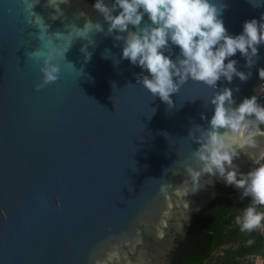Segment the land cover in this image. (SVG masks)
I'll return each mask as SVG.
<instances>
[{"label": "water", "instance_id": "water-1", "mask_svg": "<svg viewBox=\"0 0 264 264\" xmlns=\"http://www.w3.org/2000/svg\"><path fill=\"white\" fill-rule=\"evenodd\" d=\"M214 2L227 5L220 18L230 35L264 16V0ZM89 21L104 30L89 31ZM150 23L145 15L140 28ZM108 28L85 0H0V264H168L175 237L218 194L222 176L196 155L213 99L231 89V107L253 96L264 107L255 94L264 45L252 67L239 52L230 58L246 82L189 78L170 106L137 82L149 74L122 58L115 36L127 33ZM53 46L59 78L37 90L44 63L33 53ZM163 51L182 59L171 42ZM257 131L253 144L237 138L227 171L253 170L264 124L253 123Z\"/></svg>", "mask_w": 264, "mask_h": 264}, {"label": "clouds", "instance_id": "clouds-1", "mask_svg": "<svg viewBox=\"0 0 264 264\" xmlns=\"http://www.w3.org/2000/svg\"><path fill=\"white\" fill-rule=\"evenodd\" d=\"M226 7L214 0H114L111 6L105 0H96L93 5L109 24L108 35L127 33V37L115 36L117 41H123L122 58L149 74L142 75L137 82L170 106L173 105L171 96L189 78L211 87H215L221 77L229 82L234 76L242 82L248 80V75L237 71V61L230 58L239 52L246 58L248 67L253 66V57L258 55L259 46L264 45V16L259 21H245L241 34L230 35L220 18ZM117 10L118 14H114ZM145 15L151 23L140 28ZM130 25L139 30L129 31ZM85 28L104 30L102 25L91 21ZM169 42L179 47L182 59L174 62L164 53ZM56 53L55 46L46 54L33 53L37 64L41 59L44 63L40 69L44 81L37 90L58 80L61 69L53 62ZM259 77L264 80V68L259 70ZM232 96V90L225 89L213 99L215 112L210 121L211 130L196 155L204 162L206 173L218 171L228 185L243 189L244 195L251 198L254 206L245 210L243 228L254 229L264 226V211H258V208L264 210V154L254 168L251 163L253 170L239 179L237 173L227 171L225 165L232 167L233 159L239 155L233 147L238 137L247 135L246 143H254L253 137L260 133L250 132V127L256 123L258 129L264 124V107L253 96L233 108ZM221 129L225 130L223 134Z\"/></svg>", "mask_w": 264, "mask_h": 264}, {"label": "trees", "instance_id": "trees-1", "mask_svg": "<svg viewBox=\"0 0 264 264\" xmlns=\"http://www.w3.org/2000/svg\"><path fill=\"white\" fill-rule=\"evenodd\" d=\"M236 196L239 200L233 203ZM250 206H254L250 197L222 179L216 198L192 217L184 237L175 238L168 264H241L244 261L241 259L246 256L262 255L263 242L256 228L244 229L243 221L233 223L235 214H244ZM229 237L241 245L226 250L222 257L209 259L215 249L229 241Z\"/></svg>", "mask_w": 264, "mask_h": 264}, {"label": "crops", "instance_id": "crops-1", "mask_svg": "<svg viewBox=\"0 0 264 264\" xmlns=\"http://www.w3.org/2000/svg\"><path fill=\"white\" fill-rule=\"evenodd\" d=\"M238 200H239V197L236 196L232 201H233V203H236ZM235 216L236 217L233 219V223L244 221V214L243 213L239 212L238 214H235ZM177 236H181V235H177ZM182 237H184V236H182ZM174 242H175V240H174ZM240 245H241L240 243L234 242L229 237V241L227 243H225L224 245H222L220 248L215 249L210 254L209 259H217L219 257H222L223 254H224V252H226V250H234V249H237ZM173 248H174V246H173ZM258 256L259 255L246 256V257H244V258L241 259V260H244V261H241V264H243V262H245V264H251ZM168 260H169V258H168Z\"/></svg>", "mask_w": 264, "mask_h": 264}, {"label": "built area", "instance_id": "built-area-1", "mask_svg": "<svg viewBox=\"0 0 264 264\" xmlns=\"http://www.w3.org/2000/svg\"><path fill=\"white\" fill-rule=\"evenodd\" d=\"M255 94L256 95H264V81L258 85L255 89ZM264 154V152L262 153ZM262 154L259 156L258 159H255L252 163L253 168L256 166V161L259 160L262 157ZM243 191V189H241ZM259 211H264L259 209ZM257 232L261 236L262 242H263V247H264V226L256 228ZM251 264H264V252L262 255H259Z\"/></svg>", "mask_w": 264, "mask_h": 264}, {"label": "flooded vegetation", "instance_id": "flooded-vegetation-1", "mask_svg": "<svg viewBox=\"0 0 264 264\" xmlns=\"http://www.w3.org/2000/svg\"><path fill=\"white\" fill-rule=\"evenodd\" d=\"M86 2H88L89 4H92V5H94V2L92 1V0H85ZM250 167H251V164H250ZM252 168V167H251ZM253 169V168H252ZM241 175L242 174H239L238 176H237V178L239 179L240 177H241ZM222 179H225L224 177H221L219 180H218V182H217V185H216V193H218V183L222 180ZM226 181V180H225ZM242 192H244V191H242L241 189H240V193H242ZM186 235V234H185Z\"/></svg>", "mask_w": 264, "mask_h": 264}]
</instances>
